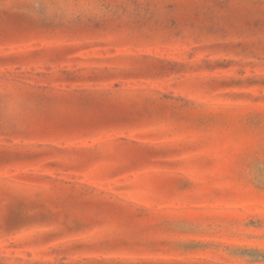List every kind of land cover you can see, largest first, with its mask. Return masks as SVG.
Wrapping results in <instances>:
<instances>
[{
    "label": "rangeland",
    "instance_id": "obj_1",
    "mask_svg": "<svg viewBox=\"0 0 264 264\" xmlns=\"http://www.w3.org/2000/svg\"><path fill=\"white\" fill-rule=\"evenodd\" d=\"M0 264H264V0H0Z\"/></svg>",
    "mask_w": 264,
    "mask_h": 264
}]
</instances>
